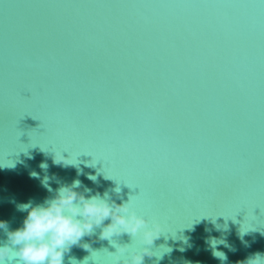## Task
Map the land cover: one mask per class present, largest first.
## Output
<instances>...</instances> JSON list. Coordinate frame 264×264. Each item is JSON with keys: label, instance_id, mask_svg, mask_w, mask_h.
Returning <instances> with one entry per match:
<instances>
[{"label": "water", "instance_id": "obj_1", "mask_svg": "<svg viewBox=\"0 0 264 264\" xmlns=\"http://www.w3.org/2000/svg\"><path fill=\"white\" fill-rule=\"evenodd\" d=\"M77 179L163 225L158 264L264 254V0H0V220ZM100 231L64 264H111Z\"/></svg>", "mask_w": 264, "mask_h": 264}, {"label": "clouds", "instance_id": "obj_2", "mask_svg": "<svg viewBox=\"0 0 264 264\" xmlns=\"http://www.w3.org/2000/svg\"><path fill=\"white\" fill-rule=\"evenodd\" d=\"M54 163L65 167L78 166V162H72V158L62 153H56ZM41 167L46 169L47 165ZM88 178L96 181L95 176L89 175ZM81 185L78 179L70 185H62L43 204H18L17 209L28 214L23 225L16 230L9 228L8 221L0 220V230L7 235L6 242L0 244V264H64L65 255L74 246L92 251V244L82 241L86 236L93 237L98 228L101 229L98 239L109 241L115 248V252L105 250L111 264H145L146 257H156L158 264L165 253H170V248L159 255L152 250L165 229L160 223H152L138 215L131 198L117 204L108 193L89 196L87 193L91 190L87 187L78 191ZM114 191L119 194L121 189L117 187ZM124 234L139 237L142 247L137 250L129 244L119 243L116 238ZM217 243L225 242L213 239L212 255L224 264L228 257L217 250ZM225 246L231 250V246ZM235 264H264V254L256 253Z\"/></svg>", "mask_w": 264, "mask_h": 264}]
</instances>
